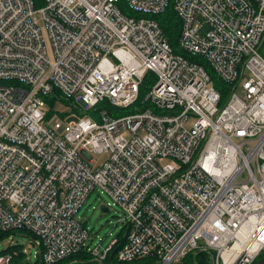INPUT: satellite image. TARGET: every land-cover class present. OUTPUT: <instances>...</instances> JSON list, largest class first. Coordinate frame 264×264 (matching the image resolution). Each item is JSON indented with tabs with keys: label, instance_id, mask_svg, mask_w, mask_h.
<instances>
[{
	"label": "built area",
	"instance_id": "built-area-1",
	"mask_svg": "<svg viewBox=\"0 0 264 264\" xmlns=\"http://www.w3.org/2000/svg\"><path fill=\"white\" fill-rule=\"evenodd\" d=\"M39 1L0 0V231L33 236L47 264L83 248L104 263L118 234L92 248L78 215L99 187L108 211L121 210L119 262L184 264L204 252L210 264H256L264 0H124L126 11L120 0ZM168 7L186 55L153 18ZM205 64L231 84L224 103ZM149 71L147 107L137 102ZM57 96L70 113L48 117ZM104 101L132 112L97 110Z\"/></svg>",
	"mask_w": 264,
	"mask_h": 264
},
{
	"label": "trees",
	"instance_id": "trees-1",
	"mask_svg": "<svg viewBox=\"0 0 264 264\" xmlns=\"http://www.w3.org/2000/svg\"><path fill=\"white\" fill-rule=\"evenodd\" d=\"M124 3H125L124 0H120L118 4L124 11H126L124 6L122 7V5ZM153 18L156 19L158 21V23L160 24V26L162 27L163 32L165 34V37L170 42V44L173 46L174 50L177 53L186 55L180 49V46H179V36H180L181 28H182V22H181L180 18L177 16V14L175 13V11L173 10V8L168 7L164 12L153 15ZM205 65H206V68L208 69V71L212 75V78H213V81H214L216 88L221 93V97H222L221 102L224 103L230 94L231 84L221 80L217 76V74L213 73V71L209 65H207V64H205ZM156 80H157V78L155 77V74L153 72L149 71L146 74L145 79L143 80L141 87H140V93H139V98H138V102H137L138 104H141V105H144L147 107L150 106V104L147 103L148 101L145 102V97L148 94L149 88L151 87V85H153L156 82ZM57 98H59V96L48 99V103H49V106L51 108L49 113H48V117H51L54 113L53 108L55 107V104L57 102ZM61 100H62V102H65L66 104L69 103V100H67V99L61 98ZM100 109L108 110V112L113 116H119V115H123L126 113L125 109L116 107V106L110 104L108 101L101 102L97 106V110H100ZM131 112H132V110H131ZM64 115L65 114L61 113V116H64ZM9 232L10 231H0V240L10 237ZM118 237H119V239H118L117 244L109 252L107 259L104 263H99L96 260H94L93 257L91 256V252L87 248H83L80 251H78V252H76V253H74V254H72V255L64 258V259H61L58 262L53 263V264H62V262L66 259L69 260V262L67 264H139V263H147L148 262L147 259H143V260H139V261H133L131 263L119 262L116 259V255H117L118 249L121 247L123 241L125 240L123 237V232H119ZM20 247H21V245H18L17 243H15L13 245H9L5 249L1 250L0 254L9 253V252L14 253V251H16L17 255L14 257V261L16 263L21 262V264H30V263H26V261L24 260L25 253ZM263 255H264V253L261 254V256H263ZM205 257H206V253H204V252H200L197 254L192 253L186 257V259L184 260V264H201V262L203 260H205ZM33 264H47V263H45L43 261V257L41 255H38L36 262H34Z\"/></svg>",
	"mask_w": 264,
	"mask_h": 264
},
{
	"label": "rangeland",
	"instance_id": "rangeland-1",
	"mask_svg": "<svg viewBox=\"0 0 264 264\" xmlns=\"http://www.w3.org/2000/svg\"><path fill=\"white\" fill-rule=\"evenodd\" d=\"M37 7H41L43 4L36 0ZM43 29L45 28L44 22L41 23ZM46 35V31L44 29ZM46 43L49 42L46 38ZM260 52L264 56V44L260 47ZM55 109L65 115L70 113V110L65 105L58 103L55 105ZM126 114L131 113V109H125ZM60 113V115H61ZM62 118V117H60ZM107 154L97 155L95 160L103 162ZM107 202H112L111 198L102 190L97 187L90 196L86 199L84 205L80 209L78 215L87 220V227L90 232V237L87 241L89 245L94 248L99 243L102 248L111 243L115 236L120 232L122 223L119 221L121 218V210L117 205H112V208L108 212L102 211L101 206ZM10 237L0 240V251L9 246L10 240L15 237L18 245H21V249L25 253L24 260L26 263L33 264L37 260V246L33 242L31 236L21 230H12L9 232ZM68 259L64 260L62 264H67ZM205 264H210L209 260H205ZM18 264H21L18 263Z\"/></svg>",
	"mask_w": 264,
	"mask_h": 264
},
{
	"label": "water",
	"instance_id": "water-1",
	"mask_svg": "<svg viewBox=\"0 0 264 264\" xmlns=\"http://www.w3.org/2000/svg\"><path fill=\"white\" fill-rule=\"evenodd\" d=\"M101 208H102V211L108 212V209L106 208V206L102 205ZM256 264H264V256L260 258Z\"/></svg>",
	"mask_w": 264,
	"mask_h": 264
}]
</instances>
